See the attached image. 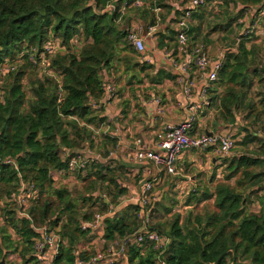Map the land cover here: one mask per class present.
<instances>
[{
    "label": "trees",
    "instance_id": "trees-1",
    "mask_svg": "<svg viewBox=\"0 0 264 264\" xmlns=\"http://www.w3.org/2000/svg\"><path fill=\"white\" fill-rule=\"evenodd\" d=\"M132 1L0 0V158H12L18 167L0 163V204H6L0 206L4 222L0 227V261L4 255L8 259L14 253L21 264H36L34 242L39 235L37 229L44 226L62 237L57 264L89 257L82 247L89 233L82 231L81 224L97 214L85 210L84 204L95 200L93 193L98 187L107 186L110 195V190H117L112 204L118 209L106 219V240L138 230L141 206L117 202L127 194L117 183L122 175L118 167L93 164L83 181L93 180L85 195L79 197L59 182L75 174L81 179L87 168L69 173L59 182L53 180L54 172L67 170L68 161L85 143L93 147L117 142L109 136L98 143L93 139L91 128H99L106 119L101 117L104 110H93L91 102L104 97L106 83L113 82L118 88L115 76L129 80L130 86L135 79L137 84L142 83L139 75L146 67H141L140 54L127 40L128 28L134 22L153 26L156 16L147 7L132 8ZM190 1L182 0L178 7ZM210 1H221L223 6L235 3L239 12L236 18L241 19L249 9L264 15V0H206L207 4ZM149 2L152 7L163 6L158 0ZM109 4L115 9H108ZM123 7V18L129 16L125 25L119 22ZM173 7L168 9L169 16L176 17L172 20L175 23L181 12ZM202 8L194 13L193 21L204 18L198 13ZM235 20H229L225 29ZM223 27L215 26L213 30ZM169 32L176 35L171 28ZM198 32L192 27L189 35ZM52 36L62 46L56 54L48 55L44 46ZM204 39L207 46L208 39ZM192 41L197 42L195 35ZM261 53L260 45L249 46L245 40L227 53L217 85L209 91L210 107L217 106V122L235 125L236 113L247 109L257 110L255 124L264 120V111H258L248 94L253 79L260 78L264 70L259 67ZM261 102L264 107V99ZM249 129L244 128L240 150L224 164V179L215 190H204L198 197L201 189L196 188L186 203L195 205V209L188 211L184 219L176 214L170 223L153 227L169 240L165 250L158 252L150 243L143 247L133 244L127 254L128 264H156L158 257L166 264H264V197H253L254 189L264 183V152L254 153L249 148L258 139L264 151V143L256 133L248 134ZM21 181L34 183L38 189L37 199L29 208L31 220L18 217L14 207L6 203ZM254 199L261 204L258 212L250 208ZM201 203L206 205L199 209ZM158 210L169 215L173 205ZM8 228L15 232L16 239Z\"/></svg>",
    "mask_w": 264,
    "mask_h": 264
},
{
    "label": "built area",
    "instance_id": "built-area-1",
    "mask_svg": "<svg viewBox=\"0 0 264 264\" xmlns=\"http://www.w3.org/2000/svg\"><path fill=\"white\" fill-rule=\"evenodd\" d=\"M207 5L206 0H192L186 7H175L181 12L180 18L175 22V49L169 54V60L179 85L183 100L181 106L187 109V116L178 123L166 122L163 128V136L156 143L155 148L143 147L139 142L133 158L140 163L150 162L160 172L167 175L177 176L179 174L178 164L180 158L191 151H206L214 149L220 157H228L236 147V140L230 132H214L212 134L203 133L198 135L195 127L198 123V117L205 108H209V91L218 80V74L224 65L225 58H213L210 49L204 43L192 41L189 30L194 13ZM131 7L137 10L145 7L149 8L156 16V24L145 26L142 23H133L128 28L127 40L129 44L140 54L144 55L146 47L144 41V32L150 36L161 29L163 9L156 4L150 6L149 0H133ZM108 9L114 10L115 6L109 4ZM119 22L125 25L123 18L125 7L120 10ZM176 17L170 16V21ZM248 33H245L246 36ZM241 38L238 39V43ZM73 43L76 44V39ZM62 44L55 37L45 44V53L48 55L56 54ZM118 88L113 82L106 83L105 94L99 101H92L93 110H104L117 96ZM158 115L164 114V105L160 98L153 101ZM109 127L108 121L100 124L99 128L92 129L96 143L101 139L100 133L103 129ZM263 143H264V136ZM85 152H76L68 161L67 170L59 169L53 174L55 182L61 181L67 174L73 173L79 169H86L90 160L84 157ZM113 156V152L110 153ZM0 163L13 166L18 170L15 161L12 158H0ZM154 181H148L142 185L138 197H122L120 204L135 203L141 206L142 210L138 214L140 224L138 230L133 234H126L123 237L112 241L106 240V219L116 210L112 204L111 198L107 194H101L100 198L106 204L105 211L97 213L93 220L81 224V229L89 233L90 240L85 244V252L89 253L87 258H78L72 264H128L127 254L133 244L143 247L145 244H152L158 252H163L169 243V240L161 235L152 225L151 210L147 211L151 205L153 197ZM38 189L34 183L20 182L18 191L6 199V203L14 207L18 217L31 220L29 208L33 201L37 199ZM152 196V197H151ZM38 237L34 242V252L37 258L36 264H57L56 261L60 255L63 244L62 237L48 226L38 228ZM99 244L102 246L100 247ZM83 249H81V252ZM74 254H80L75 252ZM15 262V260H13ZM15 264H18L17 261ZM64 264V263H62ZM156 264H166V261L160 257Z\"/></svg>",
    "mask_w": 264,
    "mask_h": 264
},
{
    "label": "rangeland",
    "instance_id": "rangeland-1",
    "mask_svg": "<svg viewBox=\"0 0 264 264\" xmlns=\"http://www.w3.org/2000/svg\"><path fill=\"white\" fill-rule=\"evenodd\" d=\"M158 1L163 3L162 4L163 6H161V8L163 9V13L160 14L162 18V21L160 24L169 25L168 16H169L170 9H168V6L169 7L170 6L173 7L172 5H174V7L180 6L179 3L182 4V0H158ZM186 6H188V4ZM198 13L202 14L204 18L196 19L192 22L193 24L195 22L193 27L195 28L196 26L195 29L199 30V32L194 33V35L196 36L198 43H203V42L205 43L204 38L207 37L208 39L207 47L212 52L211 55L213 56V58H221L222 56L226 58L227 53L231 49H237V44H239L242 40H245V41H248L249 46L253 44L260 45L262 49V53H261L259 67L262 68V70L264 69V15L263 14H262L263 16L259 15L258 12L255 13L253 9L252 10L249 9L247 11V14H244V16L241 19L236 18L239 14L236 8V4L233 2H230L228 6L226 5L223 6V3L221 1H210L204 8L198 11ZM128 18L129 16L127 17V19ZM127 19H125V23H127ZM231 19H236L235 21L237 20L238 21L237 22L234 21L232 26L226 30L225 29L226 24L229 22V20L231 21ZM215 26L218 28L221 26H224V27L218 29L217 31H214L213 29ZM169 28L172 29V27H169ZM157 30L160 31V28ZM245 33H248V34L244 36ZM239 38H241V41L238 43ZM260 74H261L260 78L253 79L252 85L249 90L250 92H248V94H249V99H252V103H254L259 108L258 111L261 112V111H264L263 103L261 102L264 99V70L260 72ZM147 77L151 78L149 75ZM128 79H130V77ZM135 80L138 82V79H135ZM114 81L116 84L119 85L118 86L119 90H121L125 85L130 86L127 83L129 82V80H125L124 78H121V76H117V77L115 76ZM136 81H135V84L137 83ZM24 84L27 85V80H25ZM135 84H132V86ZM216 85L217 83H215L213 87H215ZM213 108L215 110L214 116L216 118L217 117L216 116L217 106H213ZM249 115L253 117H248ZM256 115H257V110H253V112L252 110H249V109H247L246 111H242V110L238 111L236 113L235 122L237 123V121H239L238 122L239 124L229 125V126L226 125V127H223L219 130V132H230L233 135L234 139L236 140L235 149L231 152V154L228 157L218 158L219 157L218 156L217 159L221 163L217 165L215 169H213V166L211 165V163L208 166L210 171L206 170V172H203L202 169H196L195 167H193V171L188 169L185 173L189 174L191 178L197 177L198 182L194 183L192 181L193 183L192 186L191 187L187 186V190L185 192L186 194L184 197L180 195V192H181L180 188L172 184L174 183L173 177H166L164 174H162L163 179L161 181L159 182L154 181L155 186L153 190V197L151 196L152 197L151 203H150L151 205L147 209V211L151 210V215H152L151 223L153 227L160 225V224L166 225L170 223L174 215L176 214L181 215L182 219H184L188 211H190L193 208L195 209V205L187 206L186 203L189 197H191V195L194 193L196 188L201 189L200 193H198V197H201L202 192L204 190H208L209 192H213L215 190L217 183L222 182L224 179L225 170H226V166L224 164L227 161H229L234 155H236L237 153L236 151H238V149L240 150V147L238 146L243 143L242 141L244 140V136H245L244 133H246L244 131V128L250 127L249 129L250 131L248 132V134L250 135H254L256 133V135L260 138L264 136V120H262L261 123L255 124L254 117ZM94 128H91V129H94ZM110 131H114L113 125L112 127H110V129L105 128L102 130V132L100 133L101 139L107 135L109 136ZM256 140L257 141L252 143V146H253L252 148L254 150H257L258 148H261L262 146L259 140L258 139ZM115 149H116V145H112V143H109V142H106L105 144L103 143L94 144L93 147L91 146V144L85 143L79 151L83 153L85 152V154L83 155L84 157H87L90 160V162L88 163L87 169L81 174V179L77 178V174H75V175L70 176L69 179L59 182V184L62 183L68 186L71 193L74 195V197L85 195V192L87 191V188L89 187L93 179L91 178L87 181H83V179L87 177L93 164L102 163L106 167L116 168L117 162L114 158V155L113 156L110 155V153L112 152L114 153ZM250 150L252 152H255L252 149ZM62 152H61V156H63ZM194 154L200 157L199 152H195ZM218 174L221 176L220 179L217 178ZM126 178L128 181H133V182H130V184L134 185L137 188L139 187L142 188V185L149 181L148 177H144L143 175H140V174H137V176L135 177L126 176ZM179 179L182 182H184L183 180H187L183 178V175H180ZM117 180H118L117 183L121 188L122 185L120 184V177ZM123 180L126 181L125 178ZM231 183H233V181ZM194 184H196V186ZM106 187L104 189L103 187H98L99 189H97L93 193L95 200H93L91 203L84 204L85 210L92 209L96 211L95 213H102L103 211H105L106 208L105 206H103L102 201H99V199L96 197H101L100 196L101 194H107L111 198V201L113 202L112 195L114 196V194L117 193V190L115 191L110 190V193L112 194L110 195L109 190L106 189ZM259 188L260 186L254 189L253 197H264V183L261 185V188L260 189ZM87 197H92V195L88 194ZM117 202L120 203V200H117ZM256 202H258V200L254 199L253 204L252 203L250 204L251 211L253 212H258V210H256L258 209L257 208L258 206H254L257 204ZM211 203L212 202H208L207 205ZM5 205H6L5 202H2L0 204L1 208H4ZM172 205H173V213L169 215L165 214L164 211L158 210L162 206L169 208V207H172ZM204 205H206V203H201L200 205H198V208L202 209ZM114 206L116 207V205ZM116 208L118 209V207ZM3 226H4L3 216L0 212V227H3ZM160 231H163V229ZM9 232L13 235V239L17 238V235H15V232L13 230L9 229ZM88 240H90V237L87 238V242ZM99 246L101 247L102 245L99 244ZM82 247H84L83 249L86 248L85 245ZM8 259L6 258V264H15L16 261L18 264H21L18 254L11 253ZM13 260H15V262H13Z\"/></svg>",
    "mask_w": 264,
    "mask_h": 264
},
{
    "label": "crops",
    "instance_id": "crops-1",
    "mask_svg": "<svg viewBox=\"0 0 264 264\" xmlns=\"http://www.w3.org/2000/svg\"><path fill=\"white\" fill-rule=\"evenodd\" d=\"M173 14L171 15V17ZM169 25L161 26L160 31L148 36L144 32L145 53L140 59L141 67H146L145 71L140 72L139 78L142 83L131 86L125 85L121 90H118L117 96L111 104L104 108L101 117L108 121L109 127L114 126V131H110L109 136L116 139V149L113 153L116 160V167L121 170L120 184L122 188L127 190V194L122 197H138L141 187L137 188L130 184L126 176H137V174L148 177L149 181L155 180L157 182L166 177L174 178V185L180 188V195L185 196L187 186H192V181L197 183V177L191 178L189 174L185 173L188 169L193 171L202 169L203 172L209 170V165L216 168L221 162L217 159L219 156L216 151H191L184 154L179 161L177 176L167 175L160 172L152 163H140L133 158L138 143L141 142L143 147L155 148L156 143L163 136V128L166 122L178 123L187 116V109L181 106L183 100L182 92L176 82V77L169 60V54L175 49V36L170 34L169 28L172 27L175 32L174 21H170ZM195 24V22H194ZM190 25V30L194 26ZM193 25V26H192ZM149 26V24H145ZM194 28V27H193ZM196 28V26H195ZM194 39V35H190ZM210 53H212L210 51ZM150 67V68H149ZM140 70V69H139ZM150 76L151 78L147 77ZM151 81V82H150ZM120 92V93H119ZM123 94V95H122ZM155 98H160L164 105V114L158 115L156 107L153 103ZM213 106L205 108L202 114L198 117V123L195 127V132L198 135L203 133H214L226 125L220 121H216L214 116ZM239 121L235 124H239ZM218 126V127H217ZM244 126V125H242ZM240 132V131H239ZM108 136V135H107ZM252 144L249 148L257 153L264 151L258 148L254 150ZM199 152L200 157L194 153ZM254 152V153H255ZM220 158V156L218 157ZM206 167V169H205ZM205 169V170H204ZM211 169V170H213ZM183 175L182 182L179 176ZM218 174V178L220 179ZM126 179L124 181L123 179ZM196 186V184H194ZM155 186V184H154ZM190 189V188H189ZM254 206H258L256 210L261 209L259 202Z\"/></svg>",
    "mask_w": 264,
    "mask_h": 264
},
{
    "label": "water",
    "instance_id": "water-1",
    "mask_svg": "<svg viewBox=\"0 0 264 264\" xmlns=\"http://www.w3.org/2000/svg\"><path fill=\"white\" fill-rule=\"evenodd\" d=\"M212 134V133H207ZM0 264H6V255L3 256L2 260L0 261Z\"/></svg>",
    "mask_w": 264,
    "mask_h": 264
}]
</instances>
